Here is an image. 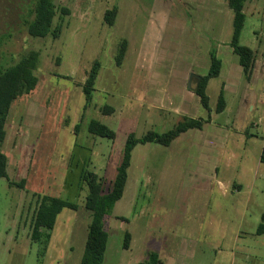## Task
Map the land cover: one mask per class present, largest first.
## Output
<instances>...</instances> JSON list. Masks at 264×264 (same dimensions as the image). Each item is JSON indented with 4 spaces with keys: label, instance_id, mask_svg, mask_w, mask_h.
<instances>
[{
    "label": "rangeland",
    "instance_id": "374dc122",
    "mask_svg": "<svg viewBox=\"0 0 264 264\" xmlns=\"http://www.w3.org/2000/svg\"><path fill=\"white\" fill-rule=\"evenodd\" d=\"M31 2L0 0V67L31 50L39 54L38 83L14 100L6 122L0 264H83L91 222L87 170L109 191L129 134L165 132L184 116L159 110L148 98L152 89L164 90L149 79L154 69L166 74L175 67L165 47L171 40L178 45L183 30L177 25L172 38L163 32L169 27L163 15L168 0H54L52 27L62 30L56 38H38L23 26ZM111 8L117 12L108 25L104 15ZM205 34L211 49L224 45L219 40L226 36ZM239 42L255 51L256 64L237 92L226 90V109L216 112L220 76L208 86L211 110L199 107L197 118L211 116L202 129H189L168 145L152 141L133 149L123 196L104 218L109 238L103 264H138L150 251L159 253L162 264H264V233H257L264 214L263 2L246 9ZM220 58L225 66L239 65L234 52ZM95 62L98 74L87 104L83 87ZM106 105L113 111H105ZM92 119L115 136L91 133ZM43 195L79 207L63 208L52 230L42 228L34 239V214Z\"/></svg>",
    "mask_w": 264,
    "mask_h": 264
},
{
    "label": "trees",
    "instance_id": "16d2710c",
    "mask_svg": "<svg viewBox=\"0 0 264 264\" xmlns=\"http://www.w3.org/2000/svg\"><path fill=\"white\" fill-rule=\"evenodd\" d=\"M247 0H227L229 7L234 12L233 20V36L230 42L233 51L238 55L239 62L243 66L246 78H250L254 62V50L239 42L241 31L246 21V14L244 6ZM61 12L69 14V9L62 6ZM117 10L115 8L108 9L105 12L104 18L108 25H112ZM57 14V7L53 0H33L28 9V12L23 16V26L28 30V33L33 37L44 38L49 34L53 37H58L62 28L60 25L52 27L53 19ZM2 42V39L0 40ZM126 52V41L122 43L118 55V62L120 63ZM211 65L206 75L201 77V80L195 87L196 93L199 94L202 105L208 110L210 107V98L206 93V85L210 78L219 75L221 70V59L216 55L215 50L211 49ZM38 52L31 50L28 54L23 55L20 60L8 67H0V180L8 178L7 155L2 150V144L6 137V122L9 116L10 108L15 99L24 93L32 91L37 83L38 77L35 74L38 64ZM98 74V62H95L89 71L83 91L86 96L87 104L92 100V90L95 79ZM226 102L224 98L223 89L218 97L217 112L225 108ZM105 111H113L110 105L105 106ZM208 119L199 117H189L184 115L181 120L170 130L165 132H156L154 130L148 131L141 137H136L134 134H129L123 158L117 167V173L113 180L112 187L109 191L103 192L102 186L98 181L95 173L87 170L85 173L88 194L85 199V207L91 211V222L89 224L86 248L84 253L83 264H103L104 255L108 245V232L105 229L104 218L109 215L116 201H118L124 193L125 186L128 179V168L131 165L132 151L138 143L158 142L163 145H168L173 139L181 133L189 129H202ZM78 127V125H76ZM89 131L100 136H108L113 138L115 131L109 126L102 123L98 119H92L89 122ZM79 205L71 200L64 199L57 196L43 195L38 203V207L34 214V239H38L42 235V228L50 231L55 225L57 215L63 208L78 209ZM262 220L257 228V233H264V214ZM130 242V232H126L124 239V247L128 248ZM138 264H162L159 253L150 251L146 260Z\"/></svg>",
    "mask_w": 264,
    "mask_h": 264
},
{
    "label": "crops",
    "instance_id": "0c3cea01",
    "mask_svg": "<svg viewBox=\"0 0 264 264\" xmlns=\"http://www.w3.org/2000/svg\"><path fill=\"white\" fill-rule=\"evenodd\" d=\"M168 1V5H166L167 8L165 9L163 15L165 16L166 22L169 23V27H164L163 32L168 35V38H172V36H175V30L178 25L180 26L179 29H181V32L183 30L182 37H180L182 39L178 45L173 44L171 46L174 40L166 43L165 49H169V54L172 57V61L175 63V67L170 68L166 74L160 72L159 69H154L152 71L151 79H149V81H151V85H162L164 86V90L152 89L148 93V98L151 102L157 104L159 110L167 108L174 110L175 113H181L182 115L197 118L196 116L199 107L204 106L201 103L199 94L195 91L196 86H193L192 89L187 87L189 76L193 72L202 77L209 71L211 65L210 50L213 44L211 46L210 40L206 37L205 33L207 31L218 38L226 36L223 40H219L220 43L225 42L224 45H221L220 50L219 48L215 49L213 47L219 58L220 56H227V54H232L234 52L231 45L230 47L226 45L227 42H231L233 36L234 12L229 7L228 2L223 5V0H182V2H176V0ZM256 2L264 3V0H247L243 9L245 14L246 9L248 10L250 5H254ZM193 16H195L194 20L191 19ZM200 32L201 37L199 34ZM186 35H190L192 39ZM191 44L195 45L194 48H192ZM160 48H162V45H160ZM147 49L149 48L147 47ZM255 64L256 55L253 71ZM253 71L252 74L254 73ZM252 74L250 78L252 77ZM220 76L224 79L221 82L219 92L221 93L223 89L226 105L222 111L217 112L216 110L217 113L223 112L227 107L228 103L225 95L226 90L230 93L237 92L239 82L246 81L244 69L240 62L239 65L235 62L233 64L227 63V66H225L222 61L219 75L210 78L207 82L206 93L208 96V86L211 79L218 78ZM162 81L165 82L163 83ZM247 86H249V84H247ZM209 98L211 104V97L209 96ZM205 110L207 109L205 108ZM199 117L201 116H198V118ZM209 117L211 121V116Z\"/></svg>",
    "mask_w": 264,
    "mask_h": 264
},
{
    "label": "water",
    "instance_id": "95a60500",
    "mask_svg": "<svg viewBox=\"0 0 264 264\" xmlns=\"http://www.w3.org/2000/svg\"><path fill=\"white\" fill-rule=\"evenodd\" d=\"M201 80V76L196 74V73H191L189 76V80H188V88H192L193 87V83H196V85L199 83V81Z\"/></svg>",
    "mask_w": 264,
    "mask_h": 264
}]
</instances>
